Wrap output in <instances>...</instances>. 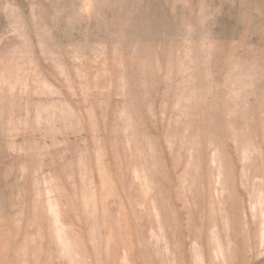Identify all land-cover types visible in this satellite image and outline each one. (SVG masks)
Returning <instances> with one entry per match:
<instances>
[{"label": "rangeland", "instance_id": "374dc122", "mask_svg": "<svg viewBox=\"0 0 264 264\" xmlns=\"http://www.w3.org/2000/svg\"><path fill=\"white\" fill-rule=\"evenodd\" d=\"M0 264H264V0H0Z\"/></svg>", "mask_w": 264, "mask_h": 264}]
</instances>
